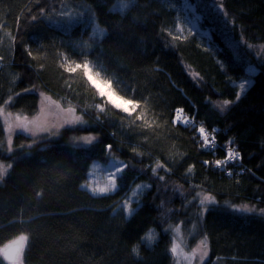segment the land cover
<instances>
[{"label":"trees","instance_id":"1","mask_svg":"<svg viewBox=\"0 0 264 264\" xmlns=\"http://www.w3.org/2000/svg\"><path fill=\"white\" fill-rule=\"evenodd\" d=\"M192 1L209 44L184 31L181 0H133L123 14L112 13L116 0H0V98L21 93L7 111L33 117L43 93L86 121L59 135L14 130L9 153L0 118V160L12 164L0 181V249L26 235L24 264H173L167 226L193 224L207 237L202 264H264V59L248 61L246 49L264 40V0ZM70 15L77 19L69 24ZM94 25L104 32L94 36ZM62 58L103 66L99 80H111L116 96L140 107L128 116L106 103L83 70L66 71ZM247 64L255 69L250 83ZM176 107L195 112L216 152L175 118ZM80 135L95 139L75 143ZM230 150L239 157L216 166ZM111 155L128 165L119 190L93 196L81 187L90 163ZM157 163L164 167L153 174ZM134 182L149 187L129 217L117 200ZM198 193L215 203L201 205ZM149 230L151 244L142 239ZM0 264H8L1 252Z\"/></svg>","mask_w":264,"mask_h":264},{"label":"snow or ice","instance_id":"2","mask_svg":"<svg viewBox=\"0 0 264 264\" xmlns=\"http://www.w3.org/2000/svg\"><path fill=\"white\" fill-rule=\"evenodd\" d=\"M133 2V0H116V3L113 6V9L111 10L112 13H120L123 14L125 10H127L130 6V4ZM41 14L43 15L44 13V9H40ZM33 20L37 19L36 16L32 17ZM77 19L76 16L74 15H70L67 19V23H72L73 21H75ZM103 33L104 30L100 29L98 25H94L93 26V35L95 36L97 33ZM15 39V38H13ZM204 39H207V37H204ZM211 46V45H209ZM86 47H91L90 45H86ZM250 47V46H249ZM81 55H88L90 54V52H81ZM29 55L31 56L32 53L29 52ZM35 58V57H34ZM3 60V57L0 56V61ZM62 67L64 65H61ZM97 67L99 68L98 71L95 72V77L100 76L101 72H105L106 69L103 68V66L101 65H97ZM79 68H83L84 70V75L87 78V81L90 82L91 86L96 90V92L98 93V95L101 98H106V103L111 104L113 107H115L116 109L121 110L124 113H127L128 116H131L133 112H135L140 105L132 98H124L123 96H116L114 90L112 89V81L111 80H107L104 81V83L107 85V88L109 89L108 91L105 90V88L100 87L99 84L97 83V80L95 79L91 69L89 68V63L85 62L83 64L80 63H76L75 67H71L69 66L66 70L69 72H75L77 69ZM16 79H19L18 75L16 76ZM15 82V81H13ZM251 81H247V83H250ZM117 83H119V81H117ZM240 88L244 89L245 91L247 90V86L246 83H241L240 84ZM35 90V86L29 88L26 87L24 88V92H32ZM21 95V93L17 92L14 95L11 92V89L9 90V95L7 97V99H2L0 98V118H3V122L4 124L8 125L7 131L11 134L13 132V126L12 124L9 123V119L13 118V113L12 112H6L5 109L8 108L9 106L13 105L15 103V97ZM40 96L42 97L41 100V109H40V116L34 117L33 119L29 120L27 116L21 117V115L17 114L14 117L15 120V128L19 129L20 131L31 135L32 137H35L37 135L38 132H49L50 135H59V130L57 129V131L55 133H52L51 130L46 126V124L42 121L41 117L44 116V107L43 104L46 101H49L50 98L44 96L43 93H40ZM115 97V98H114ZM240 98V94H237L236 96V100H239ZM55 103V102H52ZM230 104V101L228 100H224L223 101V105L227 106ZM57 107H59V105H57ZM100 112L104 111V108L101 105H97L96 106ZM61 111H65L67 114H69L71 116V119H66L65 120V125L69 128H74L75 125L77 124H85L86 121H84L82 119L81 116H77L75 115V108L69 107L67 109H61ZM182 112V110H177V118L179 119V113ZM143 118V114H141L140 116H137L136 119H142ZM98 119V117L96 118ZM187 122V121H185ZM55 127V126H53ZM0 131H2V129H0ZM200 133L203 135V139L205 144L207 145L209 142V137L205 134V129L203 127L200 128ZM85 140L86 143H91L93 139L95 138H88L85 137L83 138ZM11 135H9L8 138V152L11 153L13 151L12 147H11ZM34 143L36 142L35 140L33 141ZM31 148L32 145H20V148ZM108 149L110 150V154H111V149H112V145L109 144ZM239 157V153L232 151L229 152L227 154V159L226 160H216L214 163L216 166H220L223 164H226L228 162V160H233ZM123 162L120 161H116L113 163V167L116 170V174L111 182V191H117L119 190V186L116 184V179H123L122 173H123V168L120 167V164ZM205 164L209 163L208 161H204ZM124 167H128L127 164L124 165ZM164 165L157 163L156 165V169L153 170V174H155L156 170L163 168ZM12 168V164H8L6 167H4L3 165H0V181L3 180L4 176L7 174V171L9 169ZM188 172L191 173L192 172V167L188 168ZM230 174V173H229ZM160 180H163L164 177L160 176L159 177ZM82 188H84L85 190H87L88 186L87 185H82ZM138 188L140 186H137ZM110 192L109 188H101L99 190L93 188L91 190V194L93 196H107ZM39 195V194H38ZM199 195V193L197 194ZM205 202H208L210 204H214L215 203V198L211 197L209 195H205L201 200H200V204L204 205ZM132 203H137L138 201L135 199H126L123 203V209L127 210L128 216L130 217L131 215H133L135 213V209L132 208ZM238 211L240 209H237ZM243 211L247 212V213H253L255 212V209L253 208H248V206H244ZM262 212H264V210H261ZM167 231V230H165ZM154 230H149L148 233L145 234V236L142 238L143 240H146L149 242V244H151L154 239L155 236L153 235ZM28 240V237L26 235H20L17 239L11 241L10 244L6 245L4 247V249H0V252L3 253V256L5 259L11 261V264H23V255H24V251H25V244L26 241ZM206 240L207 237L204 238L203 241H201L202 244L205 245L206 247ZM177 249H178V245H176L175 243H173L172 247L170 248V252L175 255L177 253ZM133 253H135L137 256L139 255V247H134L132 249ZM204 256H207V251H205L203 253Z\"/></svg>","mask_w":264,"mask_h":264},{"label":"rangeland","instance_id":"3","mask_svg":"<svg viewBox=\"0 0 264 264\" xmlns=\"http://www.w3.org/2000/svg\"><path fill=\"white\" fill-rule=\"evenodd\" d=\"M181 8L183 13V24H184V31L187 32H194L198 33L199 35H203L204 37H207V39L210 38V33L207 29L202 28L201 26V16L196 11L195 6L191 3L190 0H181ZM250 46V47H249ZM247 51L250 50L256 57L259 58V60L264 59V43L257 44V45H246ZM89 63V68L91 69L94 77H95V69L91 62L87 61ZM76 63H73L69 60H66L65 58H62V65H64V69L66 70L69 66L75 67ZM83 70V68H80ZM67 71V70H66ZM247 75L243 77V80H249L250 75L253 73L254 69L253 67H247L246 68ZM69 72V71H68ZM84 73V70H83ZM85 76V75H84ZM95 79H99L98 77H95ZM102 82V81H101ZM104 83V82H102ZM105 84V83H104ZM106 85V84H105ZM107 86V85H106ZM105 99V98H104ZM106 100V99H105ZM44 107V116L41 117L42 121L46 124V126L51 129L55 133L57 129L59 130L65 125L66 119H71V116L67 114L65 111H61V109H67L64 107H57L55 103H52V101H46L43 104ZM115 108V107H114ZM41 109V108H40ZM6 112L7 109H5ZM127 114V113H126ZM17 114H13V118L9 119V123L13 126V131L19 130L15 128V120L14 117ZM40 110L39 112L33 116L28 118L29 120L33 119L34 117L40 116ZM76 115V113H75ZM128 115V114H127ZM23 117V116H21ZM7 128L8 125L6 124ZM55 126V127H53ZM14 132H12L10 135H12ZM40 133V132H38ZM93 138L90 135H80L73 138V141L78 144H90L86 143L83 138ZM94 140V139H93ZM92 140V141H93ZM116 161L123 162L120 164V167L124 169L125 162L119 158L114 157L113 155L109 156L108 160L106 162H101L98 160H93L90 163L89 170L86 174V180L82 185H87V191L91 193V190L93 188L99 190L101 188H109L110 193H114L116 191H111V182L116 174V170L113 167V163ZM0 165H3L4 167L7 166L6 163L0 160ZM118 179H116V184L118 185ZM119 186V185H118ZM137 186H140L139 188ZM149 187L148 184L142 183V182H134L133 184L128 185V188L126 191L122 193V196L118 201L117 206L122 209L124 213H127L126 209H123V203L126 199H135L139 201L140 197L142 196L145 189ZM204 193H199L200 200L205 196ZM246 204L238 205L237 207L244 208ZM132 208H134V204L132 203ZM248 206V205H246ZM248 208H251L248 206ZM167 229L170 232L171 236V245L172 247L173 243L178 245L177 253L175 255H172L173 264H202L208 256V249L207 246L205 247L204 244L201 243L204 239L199 237L201 235L200 228L197 225H193L189 229L182 228L181 225H174V226H167ZM207 251V256H204L203 253ZM24 264V263H23Z\"/></svg>","mask_w":264,"mask_h":264},{"label":"bare ground","instance_id":"4","mask_svg":"<svg viewBox=\"0 0 264 264\" xmlns=\"http://www.w3.org/2000/svg\"><path fill=\"white\" fill-rule=\"evenodd\" d=\"M191 1V3L195 6V9H196V11L199 13V15L201 16V26H202V28H205V29H207L208 31H209V33H210V38L209 39H204V36L202 35H199L198 33H194V32H188V33H194V34H196V35H198L199 37H201L203 40H205V42L207 43V44H209V41H211V39H212V35H211V32H210V30H209V28L207 27V26H205L204 24H203V15H202V13L197 9V7H196V5H195V3L192 1V0H190ZM210 1H213L214 2V4L216 5L218 2H219V0H210ZM180 3H182V2H180ZM180 8H181V4H180ZM181 11H182V8H181ZM182 22H183V13H182ZM183 27H184V24H183ZM185 32H187V31H185ZM261 43H264V40L263 41H259V42H252L251 44L250 43H247V44H250V45H257V44H261ZM246 44V45H247ZM248 53H249V58H248V61H257L259 58L258 57H256L250 50H248L247 51ZM249 65H251V64H247V66L245 67V72H244V74H243V76H246L248 73H247V71H246V68L249 66ZM251 67H253V66H251ZM253 69H254V67H253ZM255 72V69H254V71H253V73ZM85 78H86V76H85ZM87 79V78H86ZM251 79H252V77L250 76L249 77V80L251 81ZM97 80V83L99 84V86L100 87H103V88H105V90L106 91H108L109 89L107 88V86L104 84V83H102L99 79H96ZM89 84H90V82H88ZM241 83H244L240 78L238 79V84H241ZM91 85V84H90ZM115 98V97H114ZM106 99V98H105ZM177 108V107H176ZM176 108H174V110H173V112H174V115H175V118L176 119H178L177 118V115H178V113H177V111H175V109ZM181 110V109H180ZM181 113V115H179V121H181L182 123H184L185 125H187V126H191V127H193V128H197V130H198V132H199V130H200V128L201 127H203V126H201V124H199V123H197V121H196V119H195V112L193 111V112H187L186 111V113H184L183 111L182 112H180ZM185 118H188V123H186L185 122ZM204 129H205V134L207 135H210V136H212L214 139H209V142H208V144H207V146L211 149V151H215L216 152V150H217V148H218V142H217V140L215 139V137H214V135H213V133L211 132V131H209L207 128H205V127H203ZM217 130V129H216ZM200 133V132H199ZM202 137V139H203V135L201 136ZM204 140V139H203ZM229 152H232L231 150L230 151H226L225 153H226V156H227V154L229 153ZM11 243V242H10ZM9 244V243H8ZM6 246V245H5ZM4 246V247H5ZM3 247V248H4ZM2 248V249H3ZM1 255H2V252H1ZM2 258H3V256H2ZM4 259V258H3ZM8 264H11V263H8Z\"/></svg>","mask_w":264,"mask_h":264},{"label":"built area","instance_id":"5","mask_svg":"<svg viewBox=\"0 0 264 264\" xmlns=\"http://www.w3.org/2000/svg\"><path fill=\"white\" fill-rule=\"evenodd\" d=\"M177 110H180V107H177L176 109H175V111H177ZM179 115H181V113H179ZM185 121H187L186 123H188V118H185ZM206 133V132H205ZM207 136L209 137V139H214L212 136H210V135H208L207 134Z\"/></svg>","mask_w":264,"mask_h":264},{"label":"water","instance_id":"6","mask_svg":"<svg viewBox=\"0 0 264 264\" xmlns=\"http://www.w3.org/2000/svg\"><path fill=\"white\" fill-rule=\"evenodd\" d=\"M10 244V243H9ZM8 245V244H7ZM4 249V248H3ZM2 256H3V253H2ZM3 258H4V256H3ZM4 260L7 262V263H11V261H9V260H7V259H5L4 258Z\"/></svg>","mask_w":264,"mask_h":264}]
</instances>
